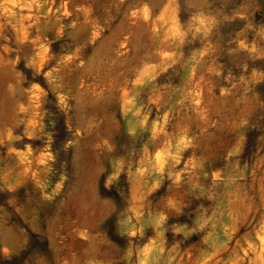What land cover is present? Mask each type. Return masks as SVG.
Instances as JSON below:
<instances>
[{
  "label": "rangeland",
  "instance_id": "374dc122",
  "mask_svg": "<svg viewBox=\"0 0 264 264\" xmlns=\"http://www.w3.org/2000/svg\"><path fill=\"white\" fill-rule=\"evenodd\" d=\"M0 264H264V0H0Z\"/></svg>",
  "mask_w": 264,
  "mask_h": 264
}]
</instances>
